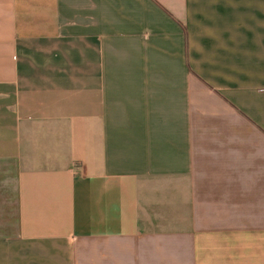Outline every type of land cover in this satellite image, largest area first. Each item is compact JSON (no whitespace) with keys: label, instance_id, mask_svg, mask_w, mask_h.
<instances>
[{"label":"crops","instance_id":"obj_1","mask_svg":"<svg viewBox=\"0 0 264 264\" xmlns=\"http://www.w3.org/2000/svg\"><path fill=\"white\" fill-rule=\"evenodd\" d=\"M0 264H264V0H0Z\"/></svg>","mask_w":264,"mask_h":264}]
</instances>
